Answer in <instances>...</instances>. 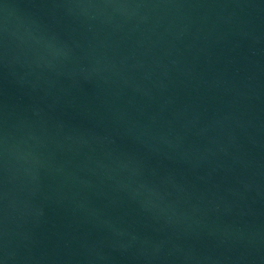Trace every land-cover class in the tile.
<instances>
[{"label":"water","instance_id":"water-1","mask_svg":"<svg viewBox=\"0 0 264 264\" xmlns=\"http://www.w3.org/2000/svg\"><path fill=\"white\" fill-rule=\"evenodd\" d=\"M0 264H264V0H0Z\"/></svg>","mask_w":264,"mask_h":264}]
</instances>
